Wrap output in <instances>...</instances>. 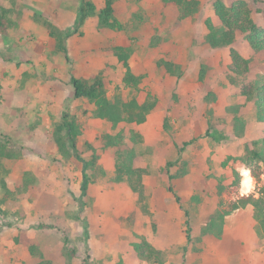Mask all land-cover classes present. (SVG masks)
I'll return each instance as SVG.
<instances>
[{"label":"rangeland","instance_id":"374dc122","mask_svg":"<svg viewBox=\"0 0 264 264\" xmlns=\"http://www.w3.org/2000/svg\"><path fill=\"white\" fill-rule=\"evenodd\" d=\"M91 1L97 14L81 24V0H0L13 21L0 39V139L12 138L26 149L24 156L5 161L0 172V264L41 261L16 243L21 230L40 243L44 259L53 264H153L141 260L131 246L142 239L165 253L164 264H264V231L251 210L231 215L220 237L194 241L219 205L207 178L231 175V164L223 167V162L242 155L246 143L264 132L253 103H246L227 81L230 48L206 43L207 20L217 22L213 3L199 0V13L181 20L178 9L163 0H117L115 17L123 30L111 31L99 23L104 0ZM237 1L248 2L253 19L264 28V0L227 3ZM45 22L68 34L70 64L55 54ZM113 46L132 50L131 66L145 67L144 86L164 107L144 124L126 128L128 137L137 134L139 139L131 142L137 167L152 174L143 194H136L116 180L115 151H99L98 166L106 174L82 198V164L60 152L53 141L56 125L67 109L78 114L84 129L78 148L86 159L92 156L88 144L96 146L104 133L117 131L94 117L91 103L73 100L72 87L61 79L69 72L85 78L102 70L116 75ZM234 47L245 58L254 56L242 37ZM261 58L252 61L253 78L264 73ZM163 61L178 65L180 73L169 74L161 67ZM117 80L120 86L110 98L122 91L131 98L133 92ZM237 119L246 122L242 138L235 132ZM218 132L229 139L215 140L212 135ZM178 148L185 149L180 165L186 163L188 171L175 183L180 204L160 172L179 159ZM235 166L242 169L240 163ZM251 178V192L258 197L264 173L259 183L252 173ZM193 195L202 197L196 208L190 202ZM181 207L193 211L191 241Z\"/></svg>","mask_w":264,"mask_h":264},{"label":"trees","instance_id":"16d2710c","mask_svg":"<svg viewBox=\"0 0 264 264\" xmlns=\"http://www.w3.org/2000/svg\"><path fill=\"white\" fill-rule=\"evenodd\" d=\"M163 1L167 5L178 9L181 20L194 18L201 9L199 0ZM209 1L213 3L217 22L211 19L207 20L209 32L205 38L206 43L212 48H230L227 81L239 90L240 96L246 103H253L258 123L264 124V73L261 76H256V78L252 77V61L256 58L261 60V56L264 55V28L257 25L253 19L254 11L246 1L233 3H227L230 0ZM253 1L257 3L259 0ZM116 3L117 0H104V6L98 14L101 28H107L111 31L123 30L122 24L115 17ZM96 12L97 8L91 0H81L79 23L82 24L88 18L95 16ZM257 13H263V11L258 10ZM9 14L10 10L0 7V39L8 34L10 27L13 25ZM43 25L49 37L55 41V54L66 65L70 64L68 34H65L50 22H45ZM239 37L245 39L248 48L254 55L253 57L245 58L234 47ZM110 50L117 59V64L113 66L116 75L113 72L102 70L85 78L74 76L69 72L61 79L62 83L72 87L73 100L91 103L94 106V117L107 123L112 130L117 131L116 134L104 133L96 146L88 144L92 156L91 159H86L78 148L79 138L84 132L83 122L79 119L78 114L69 108L56 125L53 141L60 152L63 155L68 154L70 157H74L77 162L82 164L80 170L82 198L88 194L91 185L100 176L106 174L105 170L98 166L101 158L99 151H115L117 154L116 180L126 182L136 194H143L146 179L152 174L147 168L137 167V151L131 145V142L136 143L139 139L136 136L137 134L134 137H128L126 128L130 125L144 124L151 115L162 112L164 107L159 100L153 98L150 91L144 86V82L148 77L145 67L143 65L131 66L132 50L125 46H113ZM161 67L171 75L180 73V67L170 62L163 61ZM117 77L121 78L120 83L124 86V89L133 92L131 98H127L124 91L118 92L113 98H110L109 93L120 86ZM235 132L239 138L244 137L246 122L237 119ZM212 137L217 141L229 139L221 132L213 134ZM178 149L179 159L176 162L168 163L160 169V172L168 177L170 191L180 203L181 199L175 190V183L183 179L188 171L186 163L180 165L182 153L185 149ZM25 153L26 149L23 144L3 136L0 139V172L5 161L12 162L24 156ZM237 163L242 165V169L251 171L253 180L258 183L261 181L260 175L264 173V132H262L261 138L246 143L242 155L230 156L223 162V167L231 164V175L218 177L212 174L207 178L214 185L216 195L219 198V205L217 210L206 220L200 235L194 237L196 244L202 243L208 235L220 237L224 233L227 218L240 210H251L264 231V185L259 189L258 197L253 192L243 196L240 195L242 175L241 169L235 166ZM174 169L175 172H173ZM2 186L5 189L7 188L4 181ZM190 202L192 207L196 208L202 202V197L194 195ZM186 215V225L189 228L188 238L191 241L193 240V211L186 210ZM16 243L24 244L28 247L31 255L42 258L38 264H53L51 261L44 259L40 243L35 239H30L26 230L20 231ZM131 246L141 260L153 264H164L166 261L165 253L145 239H142L140 243H133ZM195 248L196 246L194 247L195 253H198L199 250Z\"/></svg>","mask_w":264,"mask_h":264},{"label":"clouds","instance_id":"9594fccd","mask_svg":"<svg viewBox=\"0 0 264 264\" xmlns=\"http://www.w3.org/2000/svg\"><path fill=\"white\" fill-rule=\"evenodd\" d=\"M241 175L243 177L241 181V190H240V195H247L249 192L252 191V185L253 181L251 178V173L250 170L246 169H241Z\"/></svg>","mask_w":264,"mask_h":264},{"label":"crops","instance_id":"0c3cea01","mask_svg":"<svg viewBox=\"0 0 264 264\" xmlns=\"http://www.w3.org/2000/svg\"><path fill=\"white\" fill-rule=\"evenodd\" d=\"M176 190V189H175ZM177 193H178V195L180 196V199L182 198V196L180 195V193L177 191ZM173 194V193H172ZM194 196V195H193ZM173 197L175 198V196H174V194H173ZM192 198V197H191ZM176 199V198H175ZM176 201H177V199H176ZM180 202H181V200H180ZM177 203H178V201H177ZM180 204V203H179ZM182 208V207H181ZM183 209V211L185 212V215H186V210H184V208H182ZM245 211V210H244ZM186 217H187V215H186ZM229 218V217H228ZM228 218H227V220H228ZM227 220H226V224H227ZM251 223L254 225V220H251ZM226 224H225V226H226ZM254 227H255V225H254ZM224 231H225V227H224Z\"/></svg>","mask_w":264,"mask_h":264}]
</instances>
